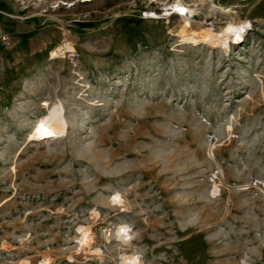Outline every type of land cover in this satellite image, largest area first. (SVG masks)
I'll use <instances>...</instances> for the list:
<instances>
[{
	"label": "rangeland",
	"instance_id": "1",
	"mask_svg": "<svg viewBox=\"0 0 264 264\" xmlns=\"http://www.w3.org/2000/svg\"><path fill=\"white\" fill-rule=\"evenodd\" d=\"M23 3L0 264H264V0ZM174 5L221 16L182 32Z\"/></svg>",
	"mask_w": 264,
	"mask_h": 264
},
{
	"label": "crops",
	"instance_id": "2",
	"mask_svg": "<svg viewBox=\"0 0 264 264\" xmlns=\"http://www.w3.org/2000/svg\"><path fill=\"white\" fill-rule=\"evenodd\" d=\"M23 1L25 0H0V36L6 35L8 37L7 44L4 45L0 42V55H11L14 51L16 54L24 55L27 51L32 50L31 47L26 50L24 45H21L30 43L33 36L31 25L21 21L23 17L20 14H28ZM10 38L16 39V44L8 48ZM36 41L34 39V45ZM39 44L43 47L42 45L45 43L41 41V43L38 42ZM39 51L38 48L33 50L34 53Z\"/></svg>",
	"mask_w": 264,
	"mask_h": 264
},
{
	"label": "bare ground",
	"instance_id": "3",
	"mask_svg": "<svg viewBox=\"0 0 264 264\" xmlns=\"http://www.w3.org/2000/svg\"><path fill=\"white\" fill-rule=\"evenodd\" d=\"M202 5V4H201ZM201 9V8H200ZM169 14L171 16L173 15L175 18L183 19L184 23L181 25V31H189L192 29V27L195 26V24H198L202 26L203 24H207L208 21L213 24V21L216 19V17H220L221 13L217 12L215 9L206 11L205 8H202L201 10H191L187 11L181 6H171L169 9H167ZM168 14V13H166ZM177 22V21H176ZM221 31L222 36L227 38V32H225L223 29H219ZM220 34V35H221ZM219 34H217L215 31H209L207 32V38L209 40H212V38H219ZM221 39V38H220ZM216 39L215 41H217ZM212 46H214V42L211 43ZM67 48H71L70 43L68 41H63L61 44H59L53 51L51 52L52 58L59 54H63L64 50ZM40 139V138H39Z\"/></svg>",
	"mask_w": 264,
	"mask_h": 264
},
{
	"label": "built area",
	"instance_id": "4",
	"mask_svg": "<svg viewBox=\"0 0 264 264\" xmlns=\"http://www.w3.org/2000/svg\"><path fill=\"white\" fill-rule=\"evenodd\" d=\"M146 13V12H145ZM163 13V11L161 12V13H159V12H154V13H146L145 14V18H150V19H157V18H154V17H157L159 14H160V16H162L161 14ZM0 42L2 43V44H7L8 43V37L6 36V35H1L0 36Z\"/></svg>",
	"mask_w": 264,
	"mask_h": 264
}]
</instances>
